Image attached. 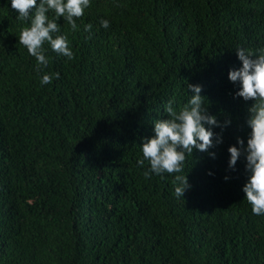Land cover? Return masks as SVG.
I'll list each match as a JSON object with an SVG mask.
<instances>
[{"label": "trees", "instance_id": "16d2710c", "mask_svg": "<svg viewBox=\"0 0 264 264\" xmlns=\"http://www.w3.org/2000/svg\"><path fill=\"white\" fill-rule=\"evenodd\" d=\"M17 15L0 0V264H264L244 156L228 166L254 102L228 72L237 46L264 47V0H93L79 30L58 19L75 56L46 42L44 71L60 73L46 85ZM188 83L203 85L222 142L189 154L178 198L172 174L146 177L137 161Z\"/></svg>", "mask_w": 264, "mask_h": 264}, {"label": "clouds", "instance_id": "9594fccd", "mask_svg": "<svg viewBox=\"0 0 264 264\" xmlns=\"http://www.w3.org/2000/svg\"><path fill=\"white\" fill-rule=\"evenodd\" d=\"M93 0H10L11 7L17 10V18L25 23L20 29L19 42L26 47L30 55L36 59V70L40 73L41 85L52 82L59 72L44 71L50 63L47 42L58 55L72 59L75 56L70 46L67 33L61 31L59 18L70 26L71 30H79L77 18L84 15ZM51 13V15H50ZM110 19L99 17L101 27L108 28ZM83 30L92 33L93 23L83 24ZM236 54L241 61L238 68L230 69L229 80L238 82L239 88L234 94L244 100L254 102L248 107L246 124L250 129L247 141L237 138V143L228 147V166L235 169L241 155L246 161L247 179L242 186L245 199L251 205L254 214L264 216V47L251 49L237 46ZM187 100L183 104L170 98L165 106L166 118H156L152 121L153 135L143 137L140 146L142 156L137 163L148 167L143 174L150 177L153 174L161 179H168L172 174L171 183L178 198H183L191 185L184 173L185 162L194 150L208 151L213 144L222 142V134L214 132V126H221L216 115L211 114L206 105V97L202 95L203 85L188 83ZM231 124V120L223 122V127ZM215 138V139H214ZM215 157V152H209ZM209 174H212L209 172ZM230 177L225 176L227 180Z\"/></svg>", "mask_w": 264, "mask_h": 264}]
</instances>
